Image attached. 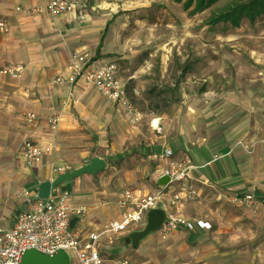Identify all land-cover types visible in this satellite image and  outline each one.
<instances>
[{
    "label": "crops",
    "instance_id": "obj_1",
    "mask_svg": "<svg viewBox=\"0 0 264 264\" xmlns=\"http://www.w3.org/2000/svg\"><path fill=\"white\" fill-rule=\"evenodd\" d=\"M48 1L0 0V17L7 19L10 25L8 32L0 38V68L18 61L26 64L20 79L0 73V121L8 119V127L20 134L15 146L17 167L10 164L9 175L0 174V228L8 226L18 212L29 206V199L39 192L42 182L55 180L63 174L57 172L55 166L68 165L74 169L88 164L97 145L94 138L98 134L100 138L106 137L112 132L113 152L120 151L125 155L139 149L147 158L143 157L137 165L122 164L114 173L119 185H111V180L96 179L97 176L103 178L108 169V162H105L103 169L82 173L56 186L55 193L67 190L74 204L89 208L85 224L81 227L75 220L72 227L80 237L87 238L90 232H99L107 222L118 218L121 208L117 201L126 187H137L142 195L152 194L164 185L159 182L161 175L173 163L181 165L185 162L183 164L189 166L187 176L179 181H189L197 186L204 203H190L185 199L182 213L190 219L207 220L211 226L174 230L169 238L161 239L171 257L161 264H192L194 261H202V264H264V131L253 153L243 150L230 153L228 149L233 144V137L241 130H210V112L195 111L187 98L183 108L179 109L182 116L177 113L174 119H164L172 105L180 102L181 97L175 92L174 96H169L171 100L177 98L176 103L147 110L154 111L149 117L150 124L162 130L155 134L152 142L144 140L140 137L142 125H134L133 115L125 106L104 98L94 89H85L80 81L74 86L51 83L52 77L66 73L67 61L74 50L90 49L95 61L102 60L96 55L110 50L107 46L108 21L95 13L96 7L90 0H85L87 14L84 18H79L75 12L51 16L18 10L19 6ZM76 1L81 4L83 0ZM107 58L115 60V57ZM119 75L130 88L132 77L124 76L120 65ZM133 94L130 96L134 103ZM136 110L138 117L133 116L134 121L145 113L139 108ZM56 111L61 112V123L53 129L47 116ZM22 112H36L38 118L22 124ZM155 116L158 117L157 125L152 122ZM203 116L207 124L205 130ZM170 120L177 121L171 129ZM28 140L43 145L54 143L55 149L47 152L38 165L29 166L24 156V145ZM179 181L169 184L167 191L178 189ZM19 187L29 190V196L23 193L21 202L17 203L12 195ZM254 190L263 192L256 215L232 213L227 209V204L239 206L236 196ZM238 209L243 212L242 208ZM140 224L143 225L141 229L133 224L125 231H110L101 236L98 247L102 264H115L118 257L126 256L116 254L119 238L110 240L111 245L107 242L118 234L124 235L126 245L136 246L137 243L138 254L143 259L140 262L131 259L134 264H158L157 260L153 263L155 253L151 242L160 238V231L146 230L148 219ZM151 230L157 232L148 233Z\"/></svg>",
    "mask_w": 264,
    "mask_h": 264
},
{
    "label": "rangeland",
    "instance_id": "obj_2",
    "mask_svg": "<svg viewBox=\"0 0 264 264\" xmlns=\"http://www.w3.org/2000/svg\"><path fill=\"white\" fill-rule=\"evenodd\" d=\"M185 1L90 0L96 7L95 13L103 15L105 21H108L107 46L110 51L96 56L101 59L115 57L121 66L122 74L132 77L130 88L139 89L133 94V101L136 109L139 108L145 113L143 112L138 121L137 119L134 121L133 116L131 120L134 125H142L143 134L140 137L144 140L152 142L155 134L162 130L150 124L149 117L154 111H147L156 104L151 103L157 94L156 91L174 87L175 83H178L176 95L181 97L182 102L180 99V102L172 105L164 119H174L177 113L181 115L182 111L179 109L183 108L187 98L195 111L202 109L210 112V130H241L239 135L233 137V144L228 149L230 153L237 150L253 153L257 140L262 138L264 131V14L254 21L244 18L240 26H233L229 22L211 24L210 16L219 8L214 7L216 4L195 12L193 10L195 3L186 7ZM229 1L231 0H220L217 4ZM7 77L17 80L22 75ZM54 78L55 76L51 78V83L57 85L53 82ZM155 87L158 89L155 90ZM28 113H21L22 124L35 121L29 120ZM202 119L205 130L207 128L205 117ZM176 120L168 121L172 122L170 129L175 127ZM0 123V174L6 176L10 173V164L17 167L18 155L15 146L20 134L8 127V119H2ZM111 135L112 132L100 138L98 134L94 138L97 145L91 156L96 155L89 156L87 161L98 157L108 162L109 167L103 178L97 176L96 179H106L109 182L111 180V185H119L114 176L117 169L122 164L137 165L143 157L147 158V155L142 154L139 149L131 150L125 155L120 151L113 152ZM181 163L182 167L186 165L183 164L185 162ZM178 185V189L184 190V203L185 199L190 203H204L199 188L193 183L179 181ZM191 186L196 191L194 196L189 194ZM56 189L57 187L54 190ZM22 196L23 187H19L14 191L12 199L20 203ZM260 205L261 201L253 209L234 204H227L226 207L232 213L247 212L253 216L258 213ZM237 206L242 208L243 212ZM137 226L141 229L143 225L137 223ZM150 232L157 231L151 230L148 233ZM172 232L163 236L160 231V238L151 242L155 253L153 263L157 260L158 264H161L162 261L171 258L167 255V249L161 239L169 238ZM115 239L119 240L116 246L117 256L126 254L134 262L143 259L138 254L137 243L136 246L126 245L124 235L118 234L108 239V244L111 245L110 240ZM72 259L74 260V255ZM202 263L194 261L192 264Z\"/></svg>",
    "mask_w": 264,
    "mask_h": 264
},
{
    "label": "built area",
    "instance_id": "obj_3",
    "mask_svg": "<svg viewBox=\"0 0 264 264\" xmlns=\"http://www.w3.org/2000/svg\"><path fill=\"white\" fill-rule=\"evenodd\" d=\"M18 10H26L31 15L49 14L51 16L75 12L79 18H84L87 14V5L85 0L81 4L76 0H49L44 4L19 6ZM9 28L8 20L0 17V38L8 32ZM25 69L26 64L18 61L3 66L0 68V73L18 77ZM79 81L85 89L98 91L104 98L125 106L129 114L138 117L130 94L137 93L139 89L128 87L119 75V65L116 60L104 58L95 61L88 49L74 50L67 61L66 73L55 76L53 82L57 85L74 86ZM28 118L36 120L38 115L36 112H30ZM47 121L53 129H57L61 123V113H50ZM262 140L264 141V137ZM53 149H55L54 143L43 145L30 140L26 141L24 156L27 164L38 165L43 156ZM188 167L173 163L172 167L161 175H169L170 180L152 194L142 195L137 187H126L117 201L121 208L118 218L105 225L103 230L90 232L87 238L80 237L70 226V222L76 217V222L82 227L86 222L89 208L74 204L69 191L55 193L53 188L45 198H30L29 206L18 212L8 226L0 228V264H21L26 250L30 248L50 254L64 249L70 255V264H102L103 257L98 247L101 236L110 231H125L132 224L144 222L152 208H163L165 211V218L158 228L163 236L178 229L192 230L210 227L209 221L190 219L182 213L183 189L167 191L169 184L185 178ZM72 169L68 165L55 166V170L59 173ZM189 189V194L194 196L196 191L192 186ZM23 193L29 196V190L24 189ZM262 198L263 192L254 190L236 196L235 200L240 206L253 209L259 205ZM115 264L134 263L128 256H121L115 260Z\"/></svg>",
    "mask_w": 264,
    "mask_h": 264
},
{
    "label": "water",
    "instance_id": "obj_4",
    "mask_svg": "<svg viewBox=\"0 0 264 264\" xmlns=\"http://www.w3.org/2000/svg\"><path fill=\"white\" fill-rule=\"evenodd\" d=\"M105 161L101 158L95 157L91 161L79 168H74L71 171H66L65 173L59 175L55 180H47L42 182L39 192L34 196V198H45L51 189L55 188L59 183L65 180H72L85 172H96L103 168ZM170 180V176L165 174L161 176L159 182L161 184H166ZM165 218V211L161 208H152L149 210L147 219L148 226L146 230L158 229L161 225L163 219ZM76 217L72 218L70 226L73 227ZM129 240V238H128ZM21 264H70V255L64 250L60 249L57 253H43L37 249L30 248L25 252Z\"/></svg>",
    "mask_w": 264,
    "mask_h": 264
},
{
    "label": "trees",
    "instance_id": "obj_5",
    "mask_svg": "<svg viewBox=\"0 0 264 264\" xmlns=\"http://www.w3.org/2000/svg\"><path fill=\"white\" fill-rule=\"evenodd\" d=\"M220 0H186L185 6L188 7L192 3L194 5V11H201L206 8L219 7L215 10L209 19L211 24H216L218 22H229L233 26H240L241 21L244 18L249 19L250 21L256 20L260 15L264 14V0H231L225 4H217ZM178 88V83H175L174 87H169L168 89L157 90L155 98L151 101L153 104L152 110H158L161 106H168L170 103H176L177 98L172 100L169 96L175 95L176 89ZM155 90L158 87L154 88ZM152 105V104H149Z\"/></svg>",
    "mask_w": 264,
    "mask_h": 264
},
{
    "label": "bare ground",
    "instance_id": "obj_6",
    "mask_svg": "<svg viewBox=\"0 0 264 264\" xmlns=\"http://www.w3.org/2000/svg\"><path fill=\"white\" fill-rule=\"evenodd\" d=\"M152 122H153L154 125H157V123H158V117L155 116V117L153 118Z\"/></svg>",
    "mask_w": 264,
    "mask_h": 264
}]
</instances>
